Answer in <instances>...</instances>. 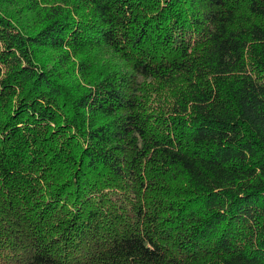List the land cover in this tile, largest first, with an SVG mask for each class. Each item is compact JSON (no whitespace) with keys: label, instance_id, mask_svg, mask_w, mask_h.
I'll return each instance as SVG.
<instances>
[{"label":"trees","instance_id":"16d2710c","mask_svg":"<svg viewBox=\"0 0 264 264\" xmlns=\"http://www.w3.org/2000/svg\"><path fill=\"white\" fill-rule=\"evenodd\" d=\"M0 264H264V0H0Z\"/></svg>","mask_w":264,"mask_h":264},{"label":"rangeland","instance_id":"374dc122","mask_svg":"<svg viewBox=\"0 0 264 264\" xmlns=\"http://www.w3.org/2000/svg\"><path fill=\"white\" fill-rule=\"evenodd\" d=\"M141 88L143 89L144 93V99L142 96L141 99H143L144 104H147L146 107L151 109V111H162L167 104H170L167 95L160 97L161 94L164 93L161 91L163 88L160 86L157 78L152 77L148 80L143 79ZM160 103L162 104L160 105ZM157 105H160V107H158Z\"/></svg>","mask_w":264,"mask_h":264}]
</instances>
